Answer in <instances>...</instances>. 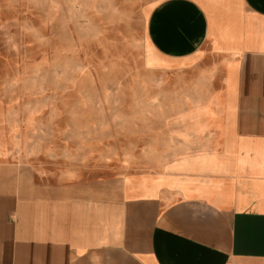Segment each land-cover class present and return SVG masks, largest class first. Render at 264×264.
<instances>
[{"label":"crops","instance_id":"crops-1","mask_svg":"<svg viewBox=\"0 0 264 264\" xmlns=\"http://www.w3.org/2000/svg\"><path fill=\"white\" fill-rule=\"evenodd\" d=\"M15 9L0 31L47 30ZM141 10L160 106L135 110L133 151H52L44 113L0 92V264H264V0Z\"/></svg>","mask_w":264,"mask_h":264},{"label":"rangeland","instance_id":"rangeland-1","mask_svg":"<svg viewBox=\"0 0 264 264\" xmlns=\"http://www.w3.org/2000/svg\"><path fill=\"white\" fill-rule=\"evenodd\" d=\"M142 1L14 0L16 16L37 27V14L46 12L48 26L0 31V92L12 96L13 108L44 113L50 150H134L135 110L160 106L149 100L147 78L137 76L142 59H157L143 40ZM105 138L110 147L101 145Z\"/></svg>","mask_w":264,"mask_h":264}]
</instances>
